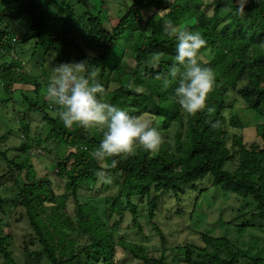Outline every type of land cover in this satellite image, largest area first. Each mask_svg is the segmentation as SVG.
<instances>
[{"label": "trees", "instance_id": "1", "mask_svg": "<svg viewBox=\"0 0 264 264\" xmlns=\"http://www.w3.org/2000/svg\"><path fill=\"white\" fill-rule=\"evenodd\" d=\"M90 1L0 0V91L8 94L0 99V121L9 116L0 132V186L16 189L9 199L15 221L28 224L21 241L24 264L42 257L47 264H120L118 246L136 264H264L226 235L200 232L203 245L169 247L155 222L165 193L177 196L190 187L199 196L219 187L242 205L222 223L264 233V0H128L109 26ZM166 21L199 31L206 41L198 59L215 74L207 99L211 112L188 115L175 98V82L164 85L176 55L175 40L163 32ZM126 50L133 66L122 60ZM206 50L211 57L203 61ZM49 60L53 66L87 61L105 101L130 115L151 117L158 130L174 126L172 142L162 139L155 152L137 145L131 154L111 158L118 161L114 169L107 167L111 159H94L103 129L65 128L57 107L40 91L47 85ZM230 91L259 117L258 139L249 144L242 136L244 123L225 103ZM29 115L44 123V140L32 131ZM11 137L20 141L17 146L7 145ZM31 150L50 156L62 192L47 175H38ZM101 170L112 175L111 184L97 177ZM207 177L211 182L200 189ZM98 182L111 192L101 191ZM1 196L0 260L20 264L12 234L4 231L10 224ZM69 198L72 214L66 213ZM126 212L140 241L119 234ZM143 217L159 236L157 255L143 243L151 239L140 234ZM167 250H182V259L169 261Z\"/></svg>", "mask_w": 264, "mask_h": 264}, {"label": "rangeland", "instance_id": "2", "mask_svg": "<svg viewBox=\"0 0 264 264\" xmlns=\"http://www.w3.org/2000/svg\"><path fill=\"white\" fill-rule=\"evenodd\" d=\"M127 1L128 0H91L89 6L93 12L100 11L101 18L106 25L109 26L116 20L117 11L123 8L124 3ZM210 57L211 53L206 50L204 54L200 56V59L207 61ZM50 60L47 64L49 71H47L48 73L43 77L47 83L49 77L53 74L54 68L60 64H65L60 61L57 65L53 66ZM122 60L125 61L128 66H133L134 64L128 50L124 52ZM27 67L28 66H26V69ZM45 89L46 84L42 86L40 91L44 93L47 98ZM7 96L8 94L0 91V99L7 98ZM225 103L228 106V110L244 123V128L242 130L244 141L249 144L257 140L255 128L256 122L259 121V117L252 110L245 108L244 102L234 91L229 92V97L226 99ZM28 117L32 131L39 134L40 138L44 140V131L46 130L44 123L36 115H29ZM8 118L9 116L4 118L3 122L0 121V132L2 128H4V124L8 123ZM174 128V126H171L166 130H158L161 138L172 142L171 137ZM19 142L18 139L11 137L7 140V145L17 146ZM31 153V162L38 175H47L51 181L55 183L58 191L62 192L63 182L55 177L50 156L45 154V152H39V150H31ZM210 179V177H207L200 185V189L208 185L211 182ZM97 185L100 186L101 191L106 193L111 192L107 190L106 187H102L100 182H98ZM0 192L2 193L1 197L5 199L3 203L4 213L6 217H8V222L10 224V227H4V231L11 232L13 254L19 260L20 264H24V258L21 254V241L22 236L29 231L28 224L25 219H21L18 222L15 221L16 210L13 209V205L10 203L9 199L14 197L16 189H5L0 186ZM197 192V190L187 187L177 196H175V194L173 195V193H165L162 197L155 222L165 234L167 246L172 247L177 244H183L184 242H190L194 245H203L199 233L205 232L214 236L226 235L229 239L241 246V248L249 252L251 256L264 258V233L257 228H247L243 231H239L233 225L229 226L228 224L222 223V221H229L237 215L238 209L242 207L241 203H239L240 200H237L232 193L225 192L219 187H209L207 190H203L199 196H197ZM80 193L89 195V191H86V189H82ZM73 208L74 202L72 198H69L66 213L72 214ZM191 211H193V214L190 218L188 216ZM131 218V214L126 212L124 220L121 222L119 234L125 233L130 238L140 241L139 236L135 237L134 235L137 231L132 228ZM140 223L142 225V232L140 234L151 236L150 240H144L143 243L147 245L148 248L155 250V255L159 254L160 251L158 252V249L161 248L159 236L152 226L147 223L145 217L140 219ZM73 236L74 232L69 234V237ZM116 255L119 257L120 264H136V261L131 257L129 252L124 251L119 246L116 247ZM166 255L169 261H178V259H182L183 257L182 250H167ZM0 264L5 263L0 260ZM36 264H47V262L42 257Z\"/></svg>", "mask_w": 264, "mask_h": 264}, {"label": "clouds", "instance_id": "3", "mask_svg": "<svg viewBox=\"0 0 264 264\" xmlns=\"http://www.w3.org/2000/svg\"><path fill=\"white\" fill-rule=\"evenodd\" d=\"M164 34L175 40V63L164 77V85L175 82L174 95L181 109L196 115L207 108L208 95L215 85V74L198 59L200 49L206 44L199 31L180 29L166 21ZM46 96L57 107L56 115L65 128L74 125L83 128H102L98 147L91 156L106 161L133 152L135 146L145 151L159 149L162 138L151 117L130 115L125 109L103 99L102 85L97 72L87 61L56 66L46 85ZM118 161L111 159L109 168H116ZM97 177L105 184L113 182L112 175L101 170Z\"/></svg>", "mask_w": 264, "mask_h": 264}]
</instances>
